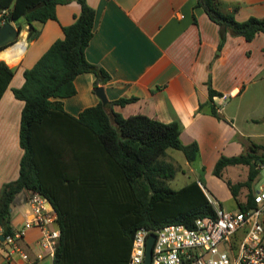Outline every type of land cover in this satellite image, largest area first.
<instances>
[{
    "label": "trees",
    "instance_id": "16d2710c",
    "mask_svg": "<svg viewBox=\"0 0 264 264\" xmlns=\"http://www.w3.org/2000/svg\"><path fill=\"white\" fill-rule=\"evenodd\" d=\"M70 0H0L7 7L5 21L21 29L23 22L55 18L58 2ZM80 11L70 24L62 26L63 36L54 39L37 60L23 71L24 82L13 87L24 100L19 142L23 148L18 176L0 188V226L6 236L14 232L11 206L21 191L45 195L56 212L60 236L53 264H128L131 240L139 226L156 228L166 223L192 225L198 216L214 215L197 180L174 188L169 180L177 167L168 157V148L182 151L186 161L197 155L196 141L180 139L178 121H161L143 113L122 115L108 112L99 100L77 115L63 107L62 97L75 92L74 78L93 71L95 85L110 74L91 62L85 53L94 32L95 10L86 0H77ZM218 24L219 43L227 34L246 40L264 32V16L235 17L237 5L229 9L222 0H196ZM1 25V22H0ZM36 33L31 25L28 39ZM15 67L0 59V96ZM209 99L198 110L222 118L212 96L219 91L207 79ZM134 96L109 100L123 104ZM264 144L251 142L236 155H220L213 173L226 182L238 208L254 204L252 181L264 158L258 150ZM232 164L248 166L243 180L233 181L223 172ZM256 164V166H255Z\"/></svg>",
    "mask_w": 264,
    "mask_h": 264
},
{
    "label": "crops",
    "instance_id": "0c3cea01",
    "mask_svg": "<svg viewBox=\"0 0 264 264\" xmlns=\"http://www.w3.org/2000/svg\"><path fill=\"white\" fill-rule=\"evenodd\" d=\"M86 1L95 10L94 32L85 49L86 57L110 74L107 81L97 85L103 86L108 101L134 96L123 104H110V109L124 116L143 113L164 122L178 121L182 142L196 141L198 145L195 159H185L184 164L193 174L185 183L195 179L207 192V184L213 188L223 186L226 196H232L224 179L213 173V167L222 154H239L252 141L264 144V32L256 33L250 40L228 33L218 48V24L196 0ZM222 1L229 9L237 5L238 20L250 15L264 16V0ZM79 11L77 0L58 2L55 18L23 22L17 42L0 49L7 51L9 58L15 57L11 61L0 57L15 67L0 96V188L18 176L23 153L19 129L24 100L14 95L13 87L23 84L24 69L54 39L63 36L62 26L73 22ZM31 25L36 33L28 39ZM22 40L25 45L17 52ZM209 76L211 86L219 91L212 99L222 118L198 110L199 103L209 99ZM95 79L93 71L75 76V92L61 98L67 112L77 115L100 100ZM258 152L264 158V148ZM263 165L264 161H260L258 167ZM236 171L243 173L237 180H243L248 166L232 164L223 170L230 179V172ZM28 195L21 191L12 203L14 230L28 217ZM236 208L237 205L228 209ZM52 226L59 227L56 219ZM40 235L36 226L25 229L21 243L30 255L39 250ZM5 254L6 244L1 241L0 264H24L18 255L7 260ZM35 264H53L52 257L46 255Z\"/></svg>",
    "mask_w": 264,
    "mask_h": 264
},
{
    "label": "built area",
    "instance_id": "2783aa9c",
    "mask_svg": "<svg viewBox=\"0 0 264 264\" xmlns=\"http://www.w3.org/2000/svg\"><path fill=\"white\" fill-rule=\"evenodd\" d=\"M7 13V7L0 8L1 24ZM204 193L213 205L214 215L198 216L192 225L171 222L156 228L137 227L128 264H143L150 232L155 233L151 264H264V183L254 190V204L244 209H227L207 191ZM27 202L28 217L2 242L6 244L7 260L18 255L24 264H35L46 255L53 256L60 229L52 226L56 212L45 195L34 191ZM31 226L41 232L37 240L39 250L33 255L21 243L25 229Z\"/></svg>",
    "mask_w": 264,
    "mask_h": 264
},
{
    "label": "rangeland",
    "instance_id": "374dc122",
    "mask_svg": "<svg viewBox=\"0 0 264 264\" xmlns=\"http://www.w3.org/2000/svg\"><path fill=\"white\" fill-rule=\"evenodd\" d=\"M168 157L174 161V164L177 167L176 174L173 178L169 180V183L172 187H178L181 184L185 183L192 177V172L189 171L188 167L184 164L185 157L181 150L168 148L167 149ZM182 169V170H181ZM185 170V171H184ZM231 178L235 181L243 177V173L240 171L230 172ZM260 183H264V165L259 168L258 175L252 181V186L254 189L258 188ZM209 194L213 198H217V202L222 204L224 207L231 208L236 206V202L232 196H226L227 191L223 186H216L215 188L210 185H206Z\"/></svg>",
    "mask_w": 264,
    "mask_h": 264
},
{
    "label": "water",
    "instance_id": "95a60500",
    "mask_svg": "<svg viewBox=\"0 0 264 264\" xmlns=\"http://www.w3.org/2000/svg\"><path fill=\"white\" fill-rule=\"evenodd\" d=\"M20 36V29L14 25L11 21H5L0 25V49H5L7 46L17 42ZM95 91L99 96L102 104L106 107V110L110 111V103L104 93L102 85H97ZM155 239V233L150 232L146 238L145 254L143 264H151L152 245ZM4 240V235L0 232V242Z\"/></svg>",
    "mask_w": 264,
    "mask_h": 264
},
{
    "label": "bare ground",
    "instance_id": "6f19581e",
    "mask_svg": "<svg viewBox=\"0 0 264 264\" xmlns=\"http://www.w3.org/2000/svg\"><path fill=\"white\" fill-rule=\"evenodd\" d=\"M24 45H25V40H22L21 43H20V45L18 46V49H17L18 51H17V52L21 51V50L23 49ZM8 51H9V50H8ZM6 52H7V51H5V50H0V57H5V58H7V59L10 60V61H11V60H15V59H14L15 57H14V58H13V57H10V58H9V57L7 56V53H6ZM16 54H17V53H16ZM18 54H19V53H18ZM18 54H17V55H18ZM8 55H9V54H8ZM17 58H18V57H17ZM18 59H19V58H18ZM6 61H7V60H6Z\"/></svg>",
    "mask_w": 264,
    "mask_h": 264
}]
</instances>
